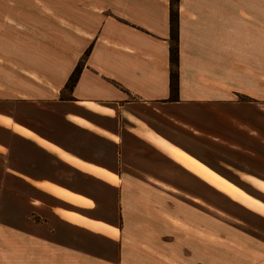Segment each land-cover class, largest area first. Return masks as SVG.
Instances as JSON below:
<instances>
[{"label":"crops","instance_id":"obj_1","mask_svg":"<svg viewBox=\"0 0 264 264\" xmlns=\"http://www.w3.org/2000/svg\"><path fill=\"white\" fill-rule=\"evenodd\" d=\"M170 2L0 0V264H193L138 232L159 224L238 248L198 225L195 188H264L242 168L261 157L264 70L244 53L264 4L178 0L172 91Z\"/></svg>","mask_w":264,"mask_h":264},{"label":"rangeland","instance_id":"obj_2","mask_svg":"<svg viewBox=\"0 0 264 264\" xmlns=\"http://www.w3.org/2000/svg\"><path fill=\"white\" fill-rule=\"evenodd\" d=\"M261 2L264 4V0H261ZM261 30V40L263 41L264 28ZM256 35L257 32L255 31V37L253 40L252 37L248 40L250 45L249 47L246 45L247 49H245L244 54L249 56L248 60L251 63L253 62L255 65H259L263 71L264 44H261V52H258V40ZM258 55H260V60H257ZM262 90H264L263 82ZM261 109L262 112H264L263 106ZM260 131L262 145L259 151L257 149L254 151L261 157L256 158L254 156H248L242 166V168L254 173H264V163H262L264 162L263 120L260 124ZM3 168L4 161L0 158V170H3ZM1 178L2 176L0 175V179ZM247 183L252 184L251 182ZM12 190V187L5 186L0 188V208H3V201L10 202L5 207L6 210H1L13 211L10 200ZM226 190L233 193V195H235L237 199H240V201L234 199L218 188L199 186L195 188L198 201L197 222L198 225H202L203 227L207 226V228L214 233L222 234L224 237L234 240V242H232L233 246L236 248L238 247V250L233 247L226 248V245L228 244L227 240L217 239L213 240L214 242L209 243L204 242L199 238L194 239L192 237L177 235L166 230L162 232L160 224L151 227L140 226L138 232L141 235L150 232L149 235L153 236L149 237H151L155 243L163 244L168 250L179 253L183 259L188 260L193 264H264V257H262L264 254V214L257 212L244 204L247 203L248 205H252V207L258 206L264 211V188L245 185L243 187L228 188ZM33 219L38 220L37 217H33ZM9 221L11 222V220H8V222ZM247 249L258 251L261 253V257ZM8 254V252H3V256L1 257ZM249 255L257 259V261H253L252 263V261L247 258ZM2 264L4 263L2 262Z\"/></svg>","mask_w":264,"mask_h":264},{"label":"trees","instance_id":"obj_3","mask_svg":"<svg viewBox=\"0 0 264 264\" xmlns=\"http://www.w3.org/2000/svg\"><path fill=\"white\" fill-rule=\"evenodd\" d=\"M178 0H171L170 2V37L172 43L170 44V87L172 91H176L178 87ZM82 62H78L73 72L71 73L67 86L72 88L76 83L80 74Z\"/></svg>","mask_w":264,"mask_h":264}]
</instances>
